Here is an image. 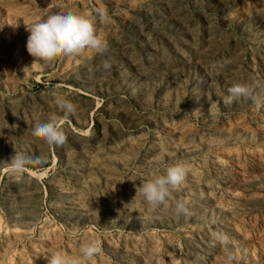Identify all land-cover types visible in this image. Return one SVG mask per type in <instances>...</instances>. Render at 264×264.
<instances>
[{
	"label": "rangeland",
	"instance_id": "374dc122",
	"mask_svg": "<svg viewBox=\"0 0 264 264\" xmlns=\"http://www.w3.org/2000/svg\"><path fill=\"white\" fill-rule=\"evenodd\" d=\"M68 12L92 18L107 51L42 67L28 27ZM234 82L251 94L226 106ZM58 96L77 112L48 145L32 129ZM16 152L33 159L21 180ZM176 162L180 217L137 193ZM90 240L87 264H264V0H0V264L77 258Z\"/></svg>",
	"mask_w": 264,
	"mask_h": 264
},
{
	"label": "clouds",
	"instance_id": "9594fccd",
	"mask_svg": "<svg viewBox=\"0 0 264 264\" xmlns=\"http://www.w3.org/2000/svg\"><path fill=\"white\" fill-rule=\"evenodd\" d=\"M100 15L103 19L102 11ZM28 30L30 34L26 41L27 52L34 58V62L40 63L42 67H46L57 58L74 56L85 49L92 50L101 56L107 51V44L97 34L94 20L85 15L71 12L51 14L45 20L32 24ZM111 67L110 61L104 60L101 66L89 69V72L92 74L101 68L107 71L111 70ZM224 67V63L214 64L212 70L219 72ZM228 93L229 95L223 100L226 106L241 96H250L251 94L249 86L241 82L232 83ZM54 103L57 111L50 112L46 120L37 119L32 129V135L48 145H63L67 140L63 124L66 119L76 114L77 106L67 98L60 96L55 98ZM31 163H33L31 157L16 152L8 165L9 174L15 179L21 180L27 166ZM188 172L189 167L183 162L171 164L163 174L155 175L151 179L141 182L137 193L144 198L151 209L161 206L171 207L174 202V214L177 217L187 215L186 204L182 200L175 199L174 192L184 184ZM212 240L214 246L219 244L222 247H227L231 242L230 237L222 231L214 232ZM100 252L98 242L90 240L80 245L77 258L56 251L46 256V259L48 264H87ZM227 259L231 264L234 257L229 255Z\"/></svg>",
	"mask_w": 264,
	"mask_h": 264
}]
</instances>
